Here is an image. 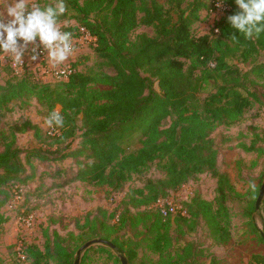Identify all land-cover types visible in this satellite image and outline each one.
Returning a JSON list of instances; mask_svg holds the SVG:
<instances>
[{
    "label": "trees",
    "instance_id": "trees-1",
    "mask_svg": "<svg viewBox=\"0 0 264 264\" xmlns=\"http://www.w3.org/2000/svg\"><path fill=\"white\" fill-rule=\"evenodd\" d=\"M184 2L167 0L165 8L159 0H66L68 11L58 23L70 18L74 24L61 27V31L75 37L79 28L85 29L96 39L94 53L114 74L76 71L55 86L34 80L29 74L0 88V122L14 102L28 107L31 99L47 114L58 108L64 117L63 127L51 128L54 134L31 122L16 132L0 130V226L8 222L3 208L35 176L32 159H71L77 168L71 181L113 191L123 189L133 176L143 174L154 163L164 175L161 180L147 179L142 188L126 194L119 216L107 215L104 210L86 215L83 223L75 226L77 236L70 232L64 238L45 230L42 249L24 246V260L17 258L19 264H74L80 244L93 239L109 242L113 249L96 246L95 250L118 264V256L128 264H142L138 249L144 241L147 250L157 255V264H196L201 252L192 243L180 246L179 240L201 221L215 243L230 241L222 202L233 193V187L218 169V152L211 135L218 127L238 123L253 101H258L245 87L247 75L229 60L254 64L249 74L262 77L264 63L255 64V60L264 53V33L252 39L240 35L226 19L238 8L234 0H225L230 10L216 24L218 33L212 30L195 35L192 26L206 8L205 0H193L183 8ZM139 26L151 28L154 36L132 37ZM232 35L237 36L236 42L229 38ZM198 69L200 74L195 77ZM207 86L214 91L199 101V92ZM167 118H171L169 126L161 128ZM28 130L40 146L24 151L16 145V134ZM135 136L141 147L127 153L128 142ZM74 140H78L75 147ZM244 148L256 149L255 144ZM26 166L30 168L28 174ZM200 175L217 180L216 206L196 196L186 204L184 216L163 217L157 207L146 208ZM141 207L144 209L130 213V208ZM254 210L251 207L248 215ZM114 217L115 222L109 224ZM251 223L259 243L264 244V221L262 229L254 220ZM138 227L141 232H137ZM125 228L133 229L135 235L121 242L118 234ZM86 257L79 264H84ZM251 262L264 264V256L253 255ZM211 263L216 264L214 259Z\"/></svg>",
    "mask_w": 264,
    "mask_h": 264
},
{
    "label": "rangeland",
    "instance_id": "rangeland-1",
    "mask_svg": "<svg viewBox=\"0 0 264 264\" xmlns=\"http://www.w3.org/2000/svg\"><path fill=\"white\" fill-rule=\"evenodd\" d=\"M191 1L193 0H185L182 7L184 8ZM214 1L205 0L206 8L200 11L199 20L192 26L193 34L201 35L212 32L213 20L209 11ZM49 2L51 0H40L42 5ZM159 2L168 8L167 0H159ZM9 3L10 0H0V15H3L5 20L8 19L5 9ZM58 24L61 29V27L74 24V21L67 18ZM137 35L153 37L154 31L151 28L139 26L133 32L132 37ZM94 48L92 43L84 38L78 43H73V54L63 64L74 65L75 72L101 71L113 75V70L106 66L104 60L94 53ZM31 55L32 52H28V50L25 52L22 57L24 61L21 70L18 69L19 65L17 64V73L10 65L11 62H14L13 60L8 57H0V88L7 81L19 80L24 76H29V74L34 80L51 86L64 82L51 76L52 66L47 57L44 59L37 58L33 61L30 59ZM229 63L236 66L242 74L247 75L244 79L245 87L258 97V101H253L252 106L244 113L243 118L238 123L229 127H218L211 135L218 152V169L228 176L233 187V193L222 202L227 212L225 219L228 222L231 239L226 244L215 243L209 230L201 221L193 232L179 240L180 246L185 243H192L201 252V255L196 259V264H212L213 259L216 264H254L251 262V256L257 254L264 256V244L259 243L251 223V220H254L257 227L262 229L264 195L258 210L255 209L250 216L248 215L251 212V207L255 208L259 191L264 182V73L261 74L262 77L249 74L254 64L242 63L235 58L230 59ZM260 63H264V53L255 60V64ZM202 68L200 66V69ZM200 69L195 71V77L199 76ZM213 91L211 86L201 90L198 94L199 101H202ZM56 110L59 111L58 108ZM47 116L45 108L38 106L32 99L28 107L19 106V103L14 102L10 109L3 113L0 130L2 129L7 133L10 130L16 132L25 122H31L43 132H47L51 130L44 124V119ZM170 122L171 118H167L161 123V128H167ZM78 125L80 126V122ZM77 141L74 140L73 147L76 146ZM37 144L38 142L33 138V132L30 130L16 134V145L21 150L25 151L40 146ZM251 144H255L256 149L247 151L244 147H249ZM140 147L141 143L135 136L130 140V143L128 142L126 152L129 153ZM50 149L53 150V148ZM22 158L24 159V154H22ZM31 162L35 169L33 180L27 183L25 189H21L19 198L11 199L2 210L8 218V222L4 226H0V264H19L17 262L16 244L21 239L25 247L37 246L42 249L45 230L48 233L54 231L64 238L70 232L77 236L78 230L75 226L83 223L88 214L93 216L98 210H104L107 215L119 216L122 213L120 202L126 194H130L132 190L137 188H142L147 179L161 180L164 178L163 173L154 163L143 174L133 176L123 189L113 191L105 186L71 181L77 170L71 159L64 162H40L32 159ZM26 168L28 174L30 168L28 166ZM250 181L256 183L254 191L249 188ZM255 193H257L256 197ZM196 196L213 202L215 205L219 196L217 180L209 175H200L177 191L169 192L167 196L159 198L156 204L158 202L161 204L172 202L178 207L181 206L186 213V204H189ZM156 204L155 202L150 203L146 208L149 206L154 208ZM143 209L144 207L130 208L129 210L131 214H135L138 210ZM28 215L35 220L32 226L26 228L25 224L20 223V219ZM113 222H115V217L108 221L109 224ZM174 228L172 226V229ZM137 232H141L140 227H138ZM134 235L133 229L125 228L118 234L119 241L125 242L129 238L132 239ZM147 244V241L141 243L138 249V260L142 264H157L158 257L147 250ZM95 247L92 246L89 248H92L90 251L88 249L83 253L81 259L87 254L84 264H118L109 258L110 256L97 252ZM112 254L116 256L115 251H112Z\"/></svg>",
    "mask_w": 264,
    "mask_h": 264
},
{
    "label": "clouds",
    "instance_id": "clouds-1",
    "mask_svg": "<svg viewBox=\"0 0 264 264\" xmlns=\"http://www.w3.org/2000/svg\"><path fill=\"white\" fill-rule=\"evenodd\" d=\"M238 8L227 16L230 26L245 39L259 37L264 33V0H234ZM220 7V4H217ZM68 11L66 0H51L41 4L40 0H10L5 9L7 20L0 15V57H8L17 64L31 44V60L37 59V48L46 52L53 68L63 64L73 54V34L61 31L58 19ZM218 31V30H217ZM238 40L236 35L229 37ZM48 128L63 127L64 117L58 110L51 111L44 119ZM249 188H256L255 181Z\"/></svg>",
    "mask_w": 264,
    "mask_h": 264
},
{
    "label": "built area",
    "instance_id": "built-area-1",
    "mask_svg": "<svg viewBox=\"0 0 264 264\" xmlns=\"http://www.w3.org/2000/svg\"><path fill=\"white\" fill-rule=\"evenodd\" d=\"M220 4V7H217V4ZM230 10V7L227 5L225 0H215L212 4V8L209 11V14L212 17L213 20V32L218 33L216 24L220 22L221 18L224 17V15ZM87 39L89 42L92 43V46H96V39L92 37L85 29L79 28V35L73 37L72 42L78 43L82 39ZM72 43V44H73ZM33 45L28 46V52H31V48ZM46 57V52L42 51L40 48H37V58L44 59ZM23 59L22 63L18 64V69L21 70L23 66ZM11 68L17 73V63L11 62ZM51 76L54 79H61L63 81H67L69 76H71L73 73H75V69L73 65L71 64H63L56 68H51L50 70ZM55 132L53 129L50 130V134H54ZM14 198H19L18 195H15ZM156 207L160 210V213L163 217L167 216H174V215H181L184 216L186 213L184 212L183 208L180 206L174 205L172 202H165L164 204H161L158 202L156 204ZM34 218L32 216H24L20 219L21 224H25L26 228H29L34 224ZM16 252L18 254V258L22 261L24 260V243L22 242V239L16 244Z\"/></svg>",
    "mask_w": 264,
    "mask_h": 264
},
{
    "label": "water",
    "instance_id": "water-1",
    "mask_svg": "<svg viewBox=\"0 0 264 264\" xmlns=\"http://www.w3.org/2000/svg\"><path fill=\"white\" fill-rule=\"evenodd\" d=\"M263 195H264V182L261 186V189L259 191V195H258V198L256 200V204H255V209L256 211L258 210V207H259V204L263 198ZM92 246H108L110 248H114L109 242H106L104 240H99V239H94V240H90L88 242H86L84 245H82L77 253H76V260L74 261V264H79L80 262V259L83 255V253L88 250L90 247ZM119 257V260H120V263L121 264H128L127 260L123 257V256H118Z\"/></svg>",
    "mask_w": 264,
    "mask_h": 264
},
{
    "label": "crops",
    "instance_id": "crops-1",
    "mask_svg": "<svg viewBox=\"0 0 264 264\" xmlns=\"http://www.w3.org/2000/svg\"><path fill=\"white\" fill-rule=\"evenodd\" d=\"M74 66V65H73Z\"/></svg>",
    "mask_w": 264,
    "mask_h": 264
}]
</instances>
